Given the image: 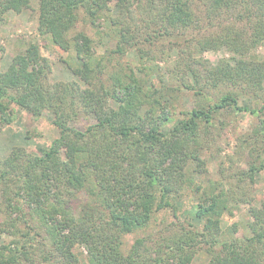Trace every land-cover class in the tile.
<instances>
[{"label": "trees", "instance_id": "1", "mask_svg": "<svg viewBox=\"0 0 264 264\" xmlns=\"http://www.w3.org/2000/svg\"><path fill=\"white\" fill-rule=\"evenodd\" d=\"M36 2L38 36L68 54L76 80L51 81L32 40L0 72V130L17 107L47 113L58 131L39 155L15 147L0 158V264H193L203 250L208 264H264V202L252 204L264 173V0ZM31 3L0 0V23ZM104 39L114 48L97 55ZM220 50L215 64L205 57ZM244 114L250 131L219 179L196 183ZM185 190L199 195L196 225L157 235ZM240 205L247 234L226 235L220 219Z\"/></svg>", "mask_w": 264, "mask_h": 264}, {"label": "rangeland", "instance_id": "2", "mask_svg": "<svg viewBox=\"0 0 264 264\" xmlns=\"http://www.w3.org/2000/svg\"><path fill=\"white\" fill-rule=\"evenodd\" d=\"M36 0H32V9L26 10L20 14L7 13L3 23H0V72L4 71L13 55L22 52L25 49V42L32 40L41 47V54L51 64L50 79L53 82H67L76 80L72 75L71 69L67 66L70 63L68 54L56 46L49 45L47 40L40 38L37 34V4ZM81 29V25L78 26ZM103 45L96 49L97 55H103L106 49L114 48V42L104 39ZM47 45V46H46ZM264 46L257 49V53L262 55ZM224 50L218 52H208L205 57L213 64L220 58L226 57ZM130 61V59H129ZM71 64V63H70ZM72 66V65H71ZM184 107L189 108L192 104V99L189 93L183 94ZM14 121L8 125L1 127L0 130V158L3 159L9 155L11 150L15 147H23L28 152L33 154H40L46 149L54 138L58 136V131L51 125V117L47 113H44L39 119H33L26 111L20 110L17 107H13ZM179 110H177V113ZM174 119L175 123L180 115L177 114ZM93 122L92 116L87 120L81 119L74 122L71 125L79 130H83L84 127ZM253 118L249 115H238L235 123L228 129L221 140L222 151L218 156H214L213 152L206 153L205 159L207 163V171L202 176L196 177L195 182L200 185H204L209 179L218 180L217 174L218 164L221 160H225L226 157L231 156L235 149V137L241 133H247L250 131ZM170 123L166 126V130L173 125ZM255 193H253V205L260 206L261 202H264V173L260 174L255 185ZM181 201V210L176 213L177 220L172 218L171 213L163 215L165 223L160 225L157 230L159 233H164L172 225L182 223L186 225L191 223L196 225L193 210H190L192 206L198 203V196L192 191L185 190ZM83 201L82 197L78 202ZM248 206L240 205L234 214L224 213L220 219V229L224 231L226 235L231 232H237L235 236L241 234H247V226L250 222V217L247 213ZM162 219V215H160ZM200 228H202L200 226ZM233 234V233H231ZM228 236V238L231 236ZM153 236L154 233H152ZM234 235V234H233ZM143 236L141 232H137L131 235H127L124 239V249H127L135 238ZM156 238V237H155ZM153 238V239H155ZM209 255L203 250L198 252L193 260V264H208Z\"/></svg>", "mask_w": 264, "mask_h": 264}]
</instances>
